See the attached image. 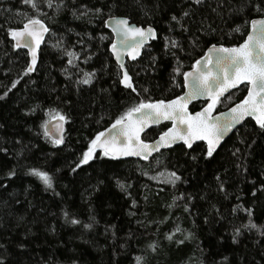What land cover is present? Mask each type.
Here are the masks:
<instances>
[{
  "label": "trees",
  "instance_id": "16d2710c",
  "mask_svg": "<svg viewBox=\"0 0 264 264\" xmlns=\"http://www.w3.org/2000/svg\"><path fill=\"white\" fill-rule=\"evenodd\" d=\"M34 2L38 10L23 0H0L4 264H137V257L140 264H264V235L241 227L249 222L244 209H250L252 222L264 231V131L252 119L210 158L205 143L191 149L179 145L147 161L113 159L96 149L93 160L72 171L96 134L133 104L182 95L183 76L176 67L190 71L213 44H241L250 31L246 21L264 12H256L252 0H53L51 8L45 0ZM82 6L100 8L102 15L89 12L77 19L73 11L79 15ZM110 15L157 31L141 58L128 62L135 92L120 83L122 71L110 50L114 36L104 23ZM33 17L46 22L50 32L36 71L25 74L28 54L15 47L8 30ZM165 38L179 47L166 48ZM70 51L77 54L72 65ZM85 72H95L91 84L77 83ZM246 94L244 85L231 100L223 97L217 110ZM204 105L196 102L191 111ZM57 112L66 117L61 145H53L40 127ZM169 126L152 129L144 139L157 138ZM30 168L47 171L53 188L28 174ZM12 170L16 175L8 178ZM172 172L180 177L175 183L169 182ZM237 228L241 234L234 243Z\"/></svg>",
  "mask_w": 264,
  "mask_h": 264
},
{
  "label": "snow or ice",
  "instance_id": "6c2138e0",
  "mask_svg": "<svg viewBox=\"0 0 264 264\" xmlns=\"http://www.w3.org/2000/svg\"><path fill=\"white\" fill-rule=\"evenodd\" d=\"M23 2L38 10V4L34 0H23ZM45 2L49 8L53 7V0H45ZM193 2L199 4L201 0H193ZM252 2L256 12H264V8L261 7L264 4V0H259V2L252 0ZM62 3L63 0H61ZM56 8L59 10L60 4L56 5ZM82 8L84 10L80 11L79 15H77L76 11H73V16L77 19L88 15L89 12L102 15V9L100 8L88 9L87 6H82ZM183 15L188 16L189 13L184 12ZM172 20L176 21L177 17L173 16ZM104 23L111 26L112 32L119 37V40L114 41L110 47L116 56L119 68L123 71L120 83L135 92L136 89L131 83V77L122 63L120 49H130L132 59H136L139 55L138 49L143 47L147 40L155 37V30L151 26L145 29L131 24L127 17L110 15ZM246 23L250 24L251 30L243 43L233 47H224L222 45L217 47L213 44L203 57L195 61L191 71L180 73L179 66L174 69L176 74H182L183 76V86L188 89L184 95L168 101L145 102L141 100L138 104H133L132 107L128 108L115 120L109 129L96 134L72 171L75 172L93 160L94 151L97 147L102 149V155L105 157L115 159L120 156H141L147 160L153 152L159 151L161 147H171L178 140L183 141V144L188 149H191L196 141H206V158H210L225 135L246 117L253 118L258 128L264 131V18L251 19L246 21ZM49 31L50 29L43 20L38 17L27 19L21 29L10 28L8 30V35L16 42V48L23 46L29 50L31 62L25 69V74L35 70L37 49L40 47L44 34ZM235 31L239 32L240 28L237 27ZM101 39H104V37H101ZM165 39L166 48L169 45L173 48L179 47L176 40ZM56 46L59 47L60 45ZM66 54L70 57L68 64L72 65V57H77V54L71 51ZM94 77L95 72H85L77 83L91 84ZM173 80H175V77H173ZM16 83V81L13 82V88ZM241 84L247 86V95L239 103L228 109L227 112L221 113L219 116H213V109L218 104L224 103V100L221 99L222 97L226 100H231V95L229 94L225 97V93H228L230 89L238 90ZM145 91L147 90L145 89ZM7 94V92L4 93L5 96ZM199 97L208 98L206 107L201 111L190 113L188 111L189 102ZM52 119L57 120L56 131L62 132V122L66 120V117L57 112ZM162 120L173 121V127L161 133L155 141L145 142V140L141 139V133H145V129L149 124H158ZM50 126L51 121L49 120L41 123L40 127L43 129L44 137L48 138L53 145L63 144V136H54L52 131H50ZM0 151L6 152L7 149H0ZM237 151L239 150L237 149ZM28 174L42 181L46 189L53 188V178L47 171L30 168ZM15 175V170L7 173L8 178ZM179 179L180 177L175 172L169 174V182L175 183ZM117 183L122 189L124 188L121 182L117 181ZM221 190H223L222 185ZM253 195H255V192H253ZM236 210L234 209V211ZM244 211L249 216V222L241 225V227L249 230L257 229L261 235H264V231H261L260 227L252 222L251 210L244 209ZM64 215L66 218L69 216L67 212ZM70 223L78 224L80 221L71 219ZM84 227H91V225H84ZM240 234V228L235 229L234 243L236 242V237ZM172 238V235L168 236V239L171 240ZM179 243H183V241H179ZM150 247L155 250L154 246L150 245ZM136 260L137 264H140L141 258L137 257ZM224 260L227 261V257H224ZM0 264H4L3 258H0Z\"/></svg>",
  "mask_w": 264,
  "mask_h": 264
},
{
  "label": "water",
  "instance_id": "95a60500",
  "mask_svg": "<svg viewBox=\"0 0 264 264\" xmlns=\"http://www.w3.org/2000/svg\"><path fill=\"white\" fill-rule=\"evenodd\" d=\"M115 17H126V16H118V15H116ZM127 18H128V17H127ZM259 18H264V16H262V17H257V18H255V19H259ZM128 19H129V21H130L131 24H135V25H137V26H139V27H143V28H145V29H147V28L150 26V25H149V26L139 25V24H137L136 22H133L130 18H128ZM107 20H108V19H107ZM43 22H44V21H43ZM44 23H45V25L49 28V26L47 25V23H46V22H44ZM106 27H107L108 30H110V31L112 32L111 26L106 25ZM151 27L155 30L156 35H155L154 38H150L149 40H147V41L145 42L144 46L138 49V51H139V55L136 57V59H132V57H131V55H130V52H131L130 49H120V55H121V57H122V63L124 64V67H125V69L127 70L129 76L131 77V83H132L133 86H134V84H133V81H132V76H131V74H130V72H129V70H128V66H127V65H128V62H135V61L139 60V59L141 58V56H142V54H143L145 48L151 43V41H153V40H155V39L157 38V31H156V29H155L153 26H151ZM21 28H23V27H21ZM21 28H17V29H21ZM250 30H251V29H250ZM49 32H50V31H49ZM49 32L44 34V38H43V40L41 41L40 47L37 49V63H36V65H35V70H34L33 72L36 71V68H37L38 63H39V60H40V52H41V49L43 48V46H44V45L46 44V42H47ZM112 33H113V32H112ZM113 36H114L113 42L119 40V37H118L115 33H113ZM13 41H14V43H16L15 40H13ZM242 43H243V42H242ZM215 45H216L217 47H220L221 45L224 46V47H228V46H225V45H223V44H215ZM211 46H212V45H211ZM211 46H210V47H211ZM237 46H238V45H237ZM210 47H209V48H210ZM230 47H233V46H230ZM209 48H208V49H209ZM19 49L25 50V51L27 52L28 57H29V63H30V62H31V56H30V54H29V50H28L27 48L23 47V46L20 47ZM208 49L206 50V52H208ZM110 50H111V49H110ZM206 52H205V53H206ZM111 54H112V56H113L115 62L117 63L116 56L113 54L112 50H111ZM204 55H205V54H204ZM204 55H203V56H204ZM203 56H202V57H203ZM200 58H201V57H200ZM200 58H199V59H200ZM117 64H118V63H117ZM118 66H119V65H118ZM191 70H192V69H191ZM191 70H190V71H191ZM121 71H122V70H121ZM122 74H123V71H122ZM244 85H245V84H241V85L239 86V88H241V87L244 86ZM235 90H237V89H230L228 93H225V96H228L229 94H231V93L234 92ZM187 91H188V89L185 88L184 93L187 92ZM184 93H183L182 95H184ZM182 95H180V96H182ZM246 95H247V94H246ZM222 98H223V97H222ZM222 98H221V99H222ZM174 99H175V98H174ZM170 100H172V99H170ZM165 101H168V100H165ZM149 102H151V101H149ZM154 102H155V101H154ZM196 102H204L205 105H204L202 108H200L199 110L192 112V111H191V106H192L194 103H196ZM207 103H208V98H207V97H199V98H197V99L192 100L191 102H189V104H188V111H189L190 113H195V112L201 111L204 107H206ZM238 103H239V102H238ZM234 105H235V104H234ZM234 105H233V106H234ZM233 106H231V107H233ZM231 107H230V108H231ZM230 108H228V109H230ZM216 109H217V106H216V108H214L213 111H212V115H213V116H219L221 113H225V112L228 111V109H226V110H224V111H222V112L216 113ZM248 119H252V120H254V119L251 118V117H246V118H245L243 121H241L239 124H236V125L233 127V129L225 135L224 139L220 142V145L217 147V150H216L215 152H217V151L220 149V147L225 143V141H226L228 138H230V137L232 136V134L235 133V132H236V131H237V130H238V129H239V128L245 123V122H246V120H248ZM49 121H51L50 131H52L53 135H54V136L62 135V136H63V140H65L66 120L62 122V128H63V131H62V132H57L56 129H55V125H56V123H57V120L51 119V120H49ZM165 123H169V124H170V126H169L167 129L173 127V121L162 120V121L159 122L158 124H149V126L145 129V133L147 134V133L150 132L152 129H155V128H157V127H159L160 125L165 124ZM178 127H183V126H178ZM108 129H109V128H108ZM167 129H166L165 131H167ZM165 131H164V132H165ZM145 133H141V139L145 140V142H152V141H155V140H157V139L159 138V136H160V135H159L157 138H155V139H153V140H146V139H144ZM199 143H205V144L207 145V142H206V141H196V142L193 144V146L196 145V144H199ZM179 145H184V144H183V141H179V140H178V141H177L175 144H173L171 147H161V148L159 149V151H157V152H153V153L151 154V156H149V158H148L147 160H150V159L153 158L155 155H157V154H159V153H161V152H163V151L170 150V149L175 148L176 146H179ZM185 146H186V145H185ZM96 149L99 150V151H102V149H100L99 147H97ZM116 159H120V160H126V159H141V160H145V159H144L143 157H141V156H120V157H118V158H116ZM147 160H145V161H147Z\"/></svg>",
  "mask_w": 264,
  "mask_h": 264
},
{
  "label": "flooded vegetation",
  "instance_id": "af4514ba",
  "mask_svg": "<svg viewBox=\"0 0 264 264\" xmlns=\"http://www.w3.org/2000/svg\"><path fill=\"white\" fill-rule=\"evenodd\" d=\"M218 106V105H217ZM226 110V109H225ZM222 111H224V110H222ZM222 111H218L217 109H216V113H219V112H222Z\"/></svg>",
  "mask_w": 264,
  "mask_h": 264
},
{
  "label": "rangeland",
  "instance_id": "374dc122",
  "mask_svg": "<svg viewBox=\"0 0 264 264\" xmlns=\"http://www.w3.org/2000/svg\"><path fill=\"white\" fill-rule=\"evenodd\" d=\"M95 151H96V149H95ZM95 151H94V153H95Z\"/></svg>",
  "mask_w": 264,
  "mask_h": 264
}]
</instances>
